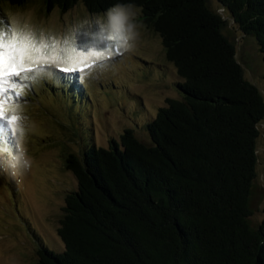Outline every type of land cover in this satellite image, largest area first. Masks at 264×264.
<instances>
[{
    "label": "trees",
    "instance_id": "obj_1",
    "mask_svg": "<svg viewBox=\"0 0 264 264\" xmlns=\"http://www.w3.org/2000/svg\"><path fill=\"white\" fill-rule=\"evenodd\" d=\"M216 1L264 60V0ZM43 3L62 12L82 3L93 15L135 9L161 39L181 99L148 124L149 144L126 130L108 149L65 157L78 181L58 230L65 248L41 245L38 264H264V221L250 220L264 96L245 78L223 16L209 0ZM61 85L60 95L82 94L76 80Z\"/></svg>",
    "mask_w": 264,
    "mask_h": 264
},
{
    "label": "rangeland",
    "instance_id": "obj_2",
    "mask_svg": "<svg viewBox=\"0 0 264 264\" xmlns=\"http://www.w3.org/2000/svg\"><path fill=\"white\" fill-rule=\"evenodd\" d=\"M209 3L227 22L223 33L236 47L245 78L264 96V60L256 39L244 35L216 0ZM117 13L123 17L122 31L113 34ZM137 17L135 9L114 8L93 15L82 3L62 12L57 8L48 11L43 0H31L22 7L0 0V19L17 30L40 31L59 39L83 25L99 23L108 35L120 40L119 55H113L104 67L87 70L78 91L81 99L79 93L78 99L72 94L75 87L70 95L63 92L62 99L63 93L54 89L62 87L61 74L41 73L25 82L31 88H15L23 102L9 103L8 114L18 117V152H0V160L5 162L0 165V264H38L41 245L64 251L58 230L66 198L78 189L76 176L65 165L67 155L82 158L90 146L108 149L126 130L149 144L148 124L168 100L181 99L176 89L180 80L166 60L161 39ZM130 26L134 39H129ZM259 131L257 178L251 199L254 227L264 221V121ZM21 153L30 160V167L5 166Z\"/></svg>",
    "mask_w": 264,
    "mask_h": 264
},
{
    "label": "snow or ice",
    "instance_id": "obj_3",
    "mask_svg": "<svg viewBox=\"0 0 264 264\" xmlns=\"http://www.w3.org/2000/svg\"><path fill=\"white\" fill-rule=\"evenodd\" d=\"M119 46L120 40L108 35L99 23L83 25L58 39L40 31L14 29L0 19V128L3 129L0 152L10 155L18 152V117L8 114L9 103L23 102L20 93L15 91L17 85L31 88L25 82L35 80L41 73L61 74L62 82L69 84V76L82 82L89 74L88 69L104 67L113 55H119L116 51Z\"/></svg>",
    "mask_w": 264,
    "mask_h": 264
},
{
    "label": "clouds",
    "instance_id": "obj_4",
    "mask_svg": "<svg viewBox=\"0 0 264 264\" xmlns=\"http://www.w3.org/2000/svg\"><path fill=\"white\" fill-rule=\"evenodd\" d=\"M123 22V17H116L112 23V32L113 34H119L122 31L121 25ZM135 33L131 31V26L129 27V39H134ZM30 160L23 154H19L18 156H14L12 160L6 162V167L15 169L20 165L27 168L30 167ZM5 164V162H3Z\"/></svg>",
    "mask_w": 264,
    "mask_h": 264
}]
</instances>
